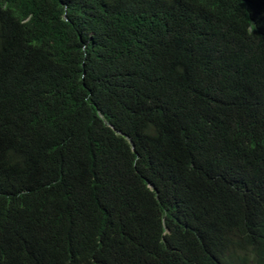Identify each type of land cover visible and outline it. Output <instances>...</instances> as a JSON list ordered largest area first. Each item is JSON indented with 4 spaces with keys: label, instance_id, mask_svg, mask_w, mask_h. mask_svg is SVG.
Here are the masks:
<instances>
[{
    "label": "trees",
    "instance_id": "16d2710c",
    "mask_svg": "<svg viewBox=\"0 0 264 264\" xmlns=\"http://www.w3.org/2000/svg\"><path fill=\"white\" fill-rule=\"evenodd\" d=\"M0 264H264V0H0Z\"/></svg>",
    "mask_w": 264,
    "mask_h": 264
}]
</instances>
